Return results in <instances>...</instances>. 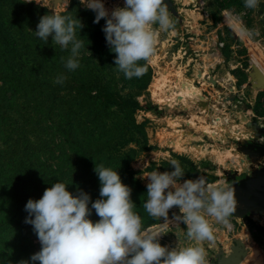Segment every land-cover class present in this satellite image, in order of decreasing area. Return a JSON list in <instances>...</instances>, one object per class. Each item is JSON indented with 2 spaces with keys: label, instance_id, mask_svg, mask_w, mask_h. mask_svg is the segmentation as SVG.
I'll list each match as a JSON object with an SVG mask.
<instances>
[{
  "label": "rangeland",
  "instance_id": "1",
  "mask_svg": "<svg viewBox=\"0 0 264 264\" xmlns=\"http://www.w3.org/2000/svg\"><path fill=\"white\" fill-rule=\"evenodd\" d=\"M32 1L51 6V0ZM78 2L62 0L58 7L63 12ZM102 2L109 13L124 6V0ZM165 3L174 29L161 31L147 72L139 78L127 79L123 73L118 74L122 80L117 78L124 90L138 92L139 87L148 85L140 96L143 109L136 115L145 125L146 137L141 139L143 150L131 165L145 185L148 180L144 176L149 172L173 171L170 161L175 159L185 171L181 183L198 179L186 177L188 170H198L199 178L207 181L210 174L216 178L209 183L233 188L237 209L229 218L230 226L210 219L214 240L203 245L207 264H228L239 256H244L239 264H264V211L247 207L243 195L248 192L239 188L242 180L255 178L264 169V0H260L258 12L245 9L244 0ZM2 4L0 0V16L10 25L13 10ZM224 9L245 12L244 23L257 29L259 36L241 41L221 23ZM21 24L24 31L32 28L26 12L21 15ZM3 52L7 47L0 44V72L7 74L6 79L0 74V201L6 172L10 193L2 198L10 196L14 202L11 213L0 205V264H18L41 247L36 234L23 233L17 219L25 214L27 201L40 199L49 187L43 166L46 141L56 135L48 131L47 102L43 97L38 99V90L27 85L35 78L27 57L17 63L12 54L4 57ZM22 160L27 163L22 165ZM28 162L37 166L35 171L19 173ZM173 213L179 214V209H170V220ZM163 222L161 218V223L149 230L160 229ZM14 232L22 236L18 242L12 237ZM163 233L162 245L184 247L192 243L182 222L172 220Z\"/></svg>",
  "mask_w": 264,
  "mask_h": 264
},
{
  "label": "clouds",
  "instance_id": "2",
  "mask_svg": "<svg viewBox=\"0 0 264 264\" xmlns=\"http://www.w3.org/2000/svg\"><path fill=\"white\" fill-rule=\"evenodd\" d=\"M61 2L51 0L50 7L42 4L50 12L39 18L34 33L46 42L52 36V42L63 49L71 46L65 68L73 71L79 67L77 57L84 46L76 30L84 25L77 17L62 14L58 7ZM79 2L95 13L93 23L105 20L102 31L115 54L114 65L127 79L147 72L161 31L174 29L165 0H124L123 7L116 6L110 13L102 0ZM244 8L258 12L260 0H244ZM245 14L224 9L221 23L241 41H251L260 33L244 23ZM66 79L61 74L55 82L62 84ZM170 165L173 171L154 170L144 176L148 180L147 200L142 206L151 217L164 220L155 231L145 229L142 217L134 211L132 189L122 182L117 170L103 163H95L100 198L91 202V208L89 194L80 191L73 195L61 181L46 188L40 199H29L24 222L32 225L41 247L29 260L18 264H207L203 245L214 240L210 219L230 226L229 218L237 209L234 189L209 183L203 177L181 183L185 171L179 161L172 159ZM173 207L179 209V214L173 213L172 220L186 225V237L192 242L188 246L160 243L163 229L172 223L169 211ZM93 209L99 217L95 222L89 218Z\"/></svg>",
  "mask_w": 264,
  "mask_h": 264
},
{
  "label": "trees",
  "instance_id": "3",
  "mask_svg": "<svg viewBox=\"0 0 264 264\" xmlns=\"http://www.w3.org/2000/svg\"><path fill=\"white\" fill-rule=\"evenodd\" d=\"M2 2L3 7L11 6L14 16L10 25H6L0 16V44L7 47V52H3L2 56L12 54L17 63L22 57H27L29 69L35 76L27 85L38 90V99L43 97L47 102L48 131L56 135V138L51 136L46 141V163L43 165L46 184L51 187L61 181L68 185V191L73 195H78L80 191L89 194L91 208V202L100 198L95 163H103L105 167L117 170L122 182L132 189L131 199L136 205L134 211L142 217L143 227L149 230L160 224L161 220L151 217L142 206L147 200L146 185L131 165L143 150L141 139L146 137L145 125L137 121L136 115L143 109L140 96L147 91L148 85L146 83L139 87L138 92L118 86L117 78L122 80L118 74L122 75V72L114 65L115 54L110 51L102 31L105 20L93 23L95 13L86 10L80 2L61 12L77 17L84 25L80 31L76 30L77 39L83 40L84 44L77 57L79 67L69 71L65 68V62L71 55V46L63 49L52 42V36L46 42L34 33L39 18L50 10L35 1ZM25 12L32 27L28 31H24L21 24V15ZM0 74L6 79L7 74H2V71ZM61 74L67 79L58 84L55 81ZM30 158L37 156L30 155ZM26 163L25 160L21 161L22 165ZM36 168L34 163L28 162L25 170L19 172L14 168L13 171L28 175V171H35ZM197 174L198 170H188L186 177L199 178ZM5 175L7 179H2L5 182V195L2 194V197L7 198L10 179L6 172ZM215 178L208 174L207 182ZM2 197L0 205L4 206L3 211L11 213L14 200L10 196L8 200ZM26 217L27 212L19 216L18 226L23 233L31 234L33 227L24 222ZM89 218L94 222L99 220L94 209ZM252 234L254 240L259 242L256 233ZM12 237L18 242L22 236L19 238L14 232ZM160 243L163 244L161 240Z\"/></svg>",
  "mask_w": 264,
  "mask_h": 264
},
{
  "label": "water",
  "instance_id": "4",
  "mask_svg": "<svg viewBox=\"0 0 264 264\" xmlns=\"http://www.w3.org/2000/svg\"><path fill=\"white\" fill-rule=\"evenodd\" d=\"M239 188L248 192V195H243L247 207H255L260 212L264 211V169L255 178H251L248 181L242 180ZM243 257L239 256L228 264H239Z\"/></svg>",
  "mask_w": 264,
  "mask_h": 264
}]
</instances>
